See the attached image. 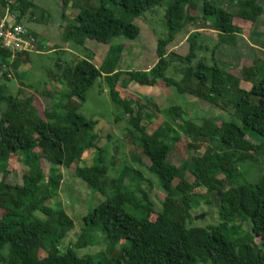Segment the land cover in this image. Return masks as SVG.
<instances>
[{
    "label": "trees",
    "instance_id": "obj_1",
    "mask_svg": "<svg viewBox=\"0 0 264 264\" xmlns=\"http://www.w3.org/2000/svg\"><path fill=\"white\" fill-rule=\"evenodd\" d=\"M96 1L92 9L73 4L78 13L75 24L63 31L66 43L83 46L86 39H91L107 45L116 37L134 40L140 29L117 18L108 6H116L132 18L165 6L167 33L157 41L158 60L148 71L117 69L122 45L110 47L99 67L85 59L71 66L56 65L57 71H64L59 79L69 87L65 96L68 100L74 97L83 103L95 85L106 86L117 110L115 122L128 117L126 138L141 150L148 166L134 157L132 164H125L112 176V162L107 165L103 150L97 147V122L78 114L77 104L51 102L40 118L35 99L19 100L7 93L6 86H0V102L6 105L0 117V264H264V175L250 182L243 171L245 164H264V62L252 60L238 78L228 68H220L215 59L217 47L234 44L243 31L235 23V15L212 0ZM257 1L237 0L236 17L254 23L262 14ZM0 6L8 9L17 24L26 16L33 17L36 9L27 0H0ZM197 9L203 21L210 20L217 33L216 44L203 46L198 42L200 33L194 32L187 37L185 56L167 55L166 47L175 35L196 22ZM200 51L209 52L211 65L205 58H198ZM13 59V53L0 47V74L6 81ZM172 62L181 65L179 80L167 75ZM121 76L126 77L120 82L122 89L129 83L143 87L163 84L178 95L191 96L221 110L232 107L238 122L218 125L205 121L197 125L185 109L172 105L164 110L157 107L164 115V125L148 133L142 122L153 120L151 114L143 112L149 101L144 98L146 103L142 104L139 99L122 96L117 88ZM242 82L249 88H241ZM183 141L189 154L199 147L198 143L206 146L202 155H190L175 167L168 157ZM88 150L93 157L97 150L95 162L78 165L74 174L104 200L87 211L75 244L64 249L62 242L74 229V221L59 202H47L58 196L60 169L83 162ZM12 155H19L28 171L21 184L7 183L10 173L7 164L1 165ZM41 160L49 164L47 174ZM144 170L157 180L164 194L159 212H155L150 197L154 183ZM186 174L192 176V183L186 180ZM198 189L205 193H195ZM206 195L214 196L218 223L193 227L191 211L200 201L210 205ZM243 224L249 231H243ZM96 232H101L110 245L121 242L119 252L112 256L107 252L77 256L76 250L94 244ZM256 238L259 243L254 242ZM40 251L45 257L40 258Z\"/></svg>",
    "mask_w": 264,
    "mask_h": 264
},
{
    "label": "rangeland",
    "instance_id": "obj_2",
    "mask_svg": "<svg viewBox=\"0 0 264 264\" xmlns=\"http://www.w3.org/2000/svg\"><path fill=\"white\" fill-rule=\"evenodd\" d=\"M29 1L36 6L33 20H28L29 16H26L24 23L22 21L20 24H25L28 30L36 35L38 44L42 46L38 49L39 47L35 45L34 50L28 52L25 57L15 56L16 59L11 61V66L8 69V80L2 79L0 74V86H6L7 93L19 100L28 97L35 99L40 118H43V113L48 106L50 107L51 102L61 106L63 104L67 106L77 104L78 114L97 122L95 127V133L99 137L97 147L103 150L106 164L110 165V162H112V167L109 171L112 176H115L125 164H132L134 157L139 158L145 166H148V160L142 155L141 150L126 138L128 117L124 116L121 120L115 122L117 110L109 99L106 86L104 84L102 86L95 85L87 92L86 100L83 103L74 97L68 100L65 96L69 93V87L62 79H59L61 72L64 73V71H57L56 65L58 63H66L67 66H71L77 61L85 59L99 67L104 62L110 47L122 45L123 52L117 69L123 72L126 70L148 71L158 60L155 51L157 41L164 38L167 33L164 22L165 6L155 7L138 18H132L122 13L116 6L110 5L108 7L113 10L117 18L129 22L140 29L138 37L134 40L116 37L107 45L86 39L84 45L79 46L66 43L62 39L63 31L75 24L74 18L78 13V9L73 7V4L92 9L97 6L96 0H67L65 5H63V2L66 0ZM212 2L235 15V23L243 29L235 37L234 44L227 43L218 46L215 54L218 66L223 70L228 68L231 73L239 78L242 68L249 66L252 60L259 59V62H264V0L257 1L258 5L262 7V14L254 23L243 22L236 17L239 10L237 0H212ZM199 6L201 8V4ZM5 13L6 9L0 6V17L3 18L2 14L5 15ZM200 14V10L197 9L196 15L198 17L196 22L187 24L175 35L174 41L166 47L167 55L185 56L189 49L187 37L194 32L200 33L198 42L200 41L203 46L212 47L216 44L217 33L212 29L210 20L203 21ZM7 23L10 25L13 20L8 17ZM51 47L53 50H51ZM197 56L198 58H205L206 62L211 65L209 52L200 51ZM13 63L14 66H12ZM194 64L195 62L192 63V65ZM167 75L179 80L181 78V65L178 62H172L167 69ZM123 78L126 77L121 76L117 86L122 96L139 99L142 104L146 103L145 99L149 101L143 112L151 114L153 120L151 122L147 120L142 122L148 133H152L159 125H164V115L157 110V107L164 110L167 106L172 105L185 109L188 118L196 122L197 125H201L205 121H212L218 125L223 121L238 122L232 107L221 110L191 96L178 95L173 89L166 88L163 84L157 87H143L135 83H129L125 89H122L119 85ZM239 86L241 88H249V85L243 82ZM41 94L45 96H41ZM5 109L6 105L0 102V117L5 112ZM197 146L199 147L189 154L186 151V143L184 141L180 144L177 143L168 157V162L178 167L190 155H202L206 145L198 143ZM96 152L93 157V153L88 150L83 154V162L75 163L69 169H60L62 182L58 196L53 201L47 202L49 205L59 202L67 215L74 221V229L62 242V248L64 249L75 244L82 228V218L87 214V211L104 200L101 195L92 193L88 186L74 174V170L78 165L93 164ZM114 153L115 156L113 157ZM5 164H7V170L10 173L7 177V183L11 185L21 184L23 176L27 175L28 171L22 166L20 156H10L6 162H1V165ZM41 164L44 173L47 174L49 164L45 160H41ZM243 171L247 180L254 182L264 175V164L263 166L262 164L251 166L245 164L243 165ZM144 174L154 183L150 197L154 203L155 212H159L164 194L160 191L156 183L157 180L146 170H144ZM186 180L189 183L193 182L190 174H186ZM195 193L203 195L205 190L198 189ZM206 200L210 201V205L200 201L198 206L191 211L193 218V223L191 224L193 227L206 228L218 223L217 204L214 196L206 195ZM2 212L0 210V218ZM242 229L246 232L249 231L246 224H243ZM93 242L94 244L90 247L76 250L77 256L96 255L99 252H107L109 256H112L120 250L121 242L110 245V242L105 239L101 232L94 234ZM254 242L259 243L260 239L256 238ZM261 249L264 252V246ZM39 256L40 258L45 257L44 252L40 251Z\"/></svg>",
    "mask_w": 264,
    "mask_h": 264
},
{
    "label": "built area",
    "instance_id": "obj_3",
    "mask_svg": "<svg viewBox=\"0 0 264 264\" xmlns=\"http://www.w3.org/2000/svg\"><path fill=\"white\" fill-rule=\"evenodd\" d=\"M13 20L12 24L7 19ZM36 45V38L22 24L15 23V18L6 9L5 16L0 20V47L3 50L13 53L14 57L25 52H31Z\"/></svg>",
    "mask_w": 264,
    "mask_h": 264
},
{
    "label": "crops",
    "instance_id": "obj_4",
    "mask_svg": "<svg viewBox=\"0 0 264 264\" xmlns=\"http://www.w3.org/2000/svg\"><path fill=\"white\" fill-rule=\"evenodd\" d=\"M27 1H29V0H27ZM2 16L4 17L5 15L2 14ZM33 17H34V14H33ZM33 17H31V18L28 19V20H33ZM0 18H2V17H0ZM28 18H29V17H28ZM0 20H1V19H0ZM25 20H26V17L23 18V20H22L23 23H24ZM22 21H21V22H22ZM24 25H25V24H24ZM25 26H26V25H25ZM31 33L33 34V32H31ZM33 36L36 38V43H37L36 45L39 47L38 49H40V46H42V45H39V44H38L36 35L33 34ZM51 50H53L52 47H51ZM54 51H55V50H54ZM22 55H23V56H22ZM19 56H21V57H25V56H27V52L22 53V54L18 55L17 57H19Z\"/></svg>",
    "mask_w": 264,
    "mask_h": 264
}]
</instances>
